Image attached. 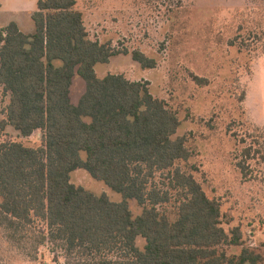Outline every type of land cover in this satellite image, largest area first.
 Returning a JSON list of instances; mask_svg holds the SVG:
<instances>
[{
    "label": "trees",
    "instance_id": "1",
    "mask_svg": "<svg viewBox=\"0 0 264 264\" xmlns=\"http://www.w3.org/2000/svg\"><path fill=\"white\" fill-rule=\"evenodd\" d=\"M76 5L38 0L33 34L15 23L0 28V86L9 98L0 131L40 133L36 148L0 142L5 241L32 260L49 245L63 264H264L239 227L225 231L219 201L181 167L192 152L184 136L175 137L181 122L166 102L151 95L148 82L96 76V65L128 53L91 40ZM131 55L143 70L156 67L140 51ZM75 75L86 83L77 106L70 102ZM243 155L238 167L246 177L248 161L264 163V133L252 136ZM77 169L121 202L74 186ZM130 201L141 209L137 217ZM233 247L240 253L229 255Z\"/></svg>",
    "mask_w": 264,
    "mask_h": 264
},
{
    "label": "rangeland",
    "instance_id": "2",
    "mask_svg": "<svg viewBox=\"0 0 264 264\" xmlns=\"http://www.w3.org/2000/svg\"><path fill=\"white\" fill-rule=\"evenodd\" d=\"M37 1L0 0V28L15 23L22 33L33 34L31 16ZM76 1L89 38L128 53L96 65V76L123 75L129 81L148 82L151 95L164 100L181 122L175 137L184 136L192 152L181 167L193 170L206 195L219 201L225 231L239 227L245 245L264 255V163L248 161L246 177L238 167L252 136L264 133V0ZM133 51L154 59L156 67L143 70L132 60ZM194 77L204 84H197ZM85 90V81L75 75L70 88L73 106ZM8 100L0 86V121ZM0 134V142L40 146L39 132L23 138L7 127ZM70 182L121 202L120 195L85 170L73 171ZM129 207L134 217L140 215L134 201ZM136 243L139 248L145 244L142 238ZM226 251L239 254L241 247ZM0 260L64 263L61 252L49 245L39 249L37 258H27L5 241L2 231Z\"/></svg>",
    "mask_w": 264,
    "mask_h": 264
},
{
    "label": "crops",
    "instance_id": "3",
    "mask_svg": "<svg viewBox=\"0 0 264 264\" xmlns=\"http://www.w3.org/2000/svg\"><path fill=\"white\" fill-rule=\"evenodd\" d=\"M3 28V27H2Z\"/></svg>",
    "mask_w": 264,
    "mask_h": 264
}]
</instances>
